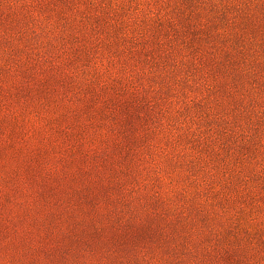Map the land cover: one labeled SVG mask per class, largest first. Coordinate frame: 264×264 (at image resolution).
<instances>
[{
  "label": "rangeland",
  "instance_id": "1",
  "mask_svg": "<svg viewBox=\"0 0 264 264\" xmlns=\"http://www.w3.org/2000/svg\"><path fill=\"white\" fill-rule=\"evenodd\" d=\"M0 264H264V0H0Z\"/></svg>",
  "mask_w": 264,
  "mask_h": 264
}]
</instances>
